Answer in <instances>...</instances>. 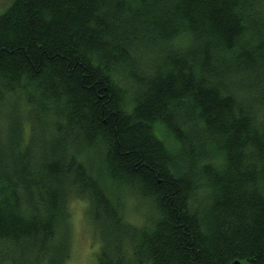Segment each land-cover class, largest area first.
I'll use <instances>...</instances> for the list:
<instances>
[{"label":"trees","instance_id":"1","mask_svg":"<svg viewBox=\"0 0 264 264\" xmlns=\"http://www.w3.org/2000/svg\"><path fill=\"white\" fill-rule=\"evenodd\" d=\"M72 198L94 264H264V0L9 2L0 264H64Z\"/></svg>","mask_w":264,"mask_h":264},{"label":"rangeland","instance_id":"2","mask_svg":"<svg viewBox=\"0 0 264 264\" xmlns=\"http://www.w3.org/2000/svg\"><path fill=\"white\" fill-rule=\"evenodd\" d=\"M10 1L11 0H0V12H2ZM19 106L23 108V110L25 109L22 103ZM161 129H164V126H162ZM166 136H168L167 139H171L170 133L167 131L164 133L163 138ZM86 204L87 202L82 198H72L69 202V233H67L68 243L65 248L70 247V255L64 264H94L99 243H97V240L93 239L95 233L91 232L92 230L87 223L84 212L87 206ZM140 208L141 204H139L137 200H134L133 196L129 198L128 195L124 201L123 207L127 219L129 218L132 221L138 222L140 219Z\"/></svg>","mask_w":264,"mask_h":264},{"label":"bare ground","instance_id":"3","mask_svg":"<svg viewBox=\"0 0 264 264\" xmlns=\"http://www.w3.org/2000/svg\"><path fill=\"white\" fill-rule=\"evenodd\" d=\"M69 201H66V203H68ZM102 202H104V201H102ZM107 203H109V197H107L106 198V202H104V203H102L101 205H100V211L101 212H103V210H102V208H101V206L103 207V206H105ZM95 211L97 212V214H100L101 212L98 210V208H95ZM102 214V213H101Z\"/></svg>","mask_w":264,"mask_h":264},{"label":"water","instance_id":"4","mask_svg":"<svg viewBox=\"0 0 264 264\" xmlns=\"http://www.w3.org/2000/svg\"><path fill=\"white\" fill-rule=\"evenodd\" d=\"M229 264H249L248 262H241L238 259L233 260L232 262H230Z\"/></svg>","mask_w":264,"mask_h":264}]
</instances>
